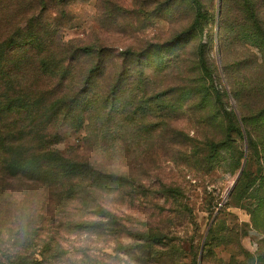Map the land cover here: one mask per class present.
Instances as JSON below:
<instances>
[{
  "label": "trees",
  "instance_id": "16d2710c",
  "mask_svg": "<svg viewBox=\"0 0 264 264\" xmlns=\"http://www.w3.org/2000/svg\"><path fill=\"white\" fill-rule=\"evenodd\" d=\"M79 1L90 0H0V264L55 261L68 252L65 236L77 233L112 236L115 252L129 254L139 264H175L173 230L130 222L107 207L109 193L121 200L126 184L138 174L123 173L124 122L134 123L151 144L153 133L159 132L155 120L174 103L171 87L182 90L178 97L186 99L207 85L209 75L212 100L219 99L211 77L216 63L202 42L191 59H180L185 50L164 63L159 59L161 76L175 64L178 77L170 85L155 86L157 77L148 72L158 55L188 37L202 36L210 22H217L229 82L230 69L254 67L238 60L236 66L233 61L228 65L234 42L241 43L242 57L258 60L256 75L239 92L232 90L240 116L233 109L225 112L227 130L242 135L240 123L247 125L249 152L263 153L264 0H221L218 17L204 0H139L146 26L159 18L170 24L171 34L162 43L149 42L141 51L115 59L107 45L64 36L74 17L71 5ZM113 2L100 0L97 21L119 20L113 10L119 5L112 8ZM199 82L202 86L196 88ZM69 132L84 137L78 138L79 149L66 155L56 146ZM184 207L195 227L191 206ZM124 236L134 242L126 244ZM245 260L240 264H264V255L247 254Z\"/></svg>",
  "mask_w": 264,
  "mask_h": 264
},
{
  "label": "rangeland",
  "instance_id": "374dc122",
  "mask_svg": "<svg viewBox=\"0 0 264 264\" xmlns=\"http://www.w3.org/2000/svg\"><path fill=\"white\" fill-rule=\"evenodd\" d=\"M113 1L112 8L116 3L119 5L113 9L114 14L120 16L118 21H97L100 0L72 3L74 17L63 29L64 36L107 45L115 59L131 50L141 51L149 42L162 43L171 34L170 24L159 18L146 26L139 0ZM204 2L218 17L221 0ZM261 13L264 20V11ZM178 26L176 24L174 28ZM216 33L217 22H210L202 36L188 37L176 48L165 50L160 58L158 55L148 72L157 77L155 86H160L161 82L170 85L178 77L175 64H171L161 76V62L172 59L179 50H185L180 59H191L192 50L202 42L216 63L211 69V77L215 78L220 91L219 99L212 100L215 92L207 86L210 85L209 75H206L207 85L195 89L186 99L178 97L182 90L171 87L174 103L160 113L162 118L155 120L159 132L153 133L151 144L146 143L142 130L135 131L134 123L126 120L123 126L127 148L123 173L136 171L138 174L135 180L126 184L121 200L111 192L106 202L109 209L130 222L137 220L148 226L173 230L172 239L177 249L175 264H229L232 261L240 264L246 261L247 254L264 255V152H249L247 125L240 123L242 135L233 129L228 132L225 118V112L232 109L239 118L232 90L239 92L241 85L256 75L258 60L248 54L242 57L241 43L234 42L226 60L228 65L233 61L236 66L238 60L254 67L246 70L243 65L242 68L237 66V71L230 69L228 77L232 82H229L223 70ZM140 70L141 66L137 68L138 72ZM234 79L236 84L231 86ZM200 83L194 86L199 88ZM166 89L169 91L168 87ZM236 127L235 124L234 129ZM83 137L81 132L65 133L63 143L56 147L71 155L69 152L77 148L78 138L82 140ZM211 142L214 143L209 145ZM81 143L78 147H82ZM186 204L192 208L196 232L184 211ZM114 239L89 233L67 235L62 243L68 252L55 261H46V264H85V261L90 264H139L129 254L116 253ZM121 240L126 244L134 242L127 236ZM206 242L205 256L201 258Z\"/></svg>",
  "mask_w": 264,
  "mask_h": 264
}]
</instances>
